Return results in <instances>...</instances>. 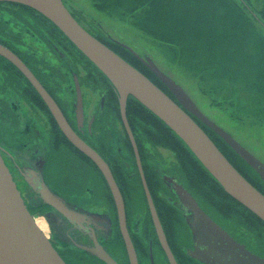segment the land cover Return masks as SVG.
<instances>
[{
  "label": "flooded vegetation",
  "instance_id": "flooded-vegetation-1",
  "mask_svg": "<svg viewBox=\"0 0 264 264\" xmlns=\"http://www.w3.org/2000/svg\"><path fill=\"white\" fill-rule=\"evenodd\" d=\"M64 4L90 35L182 108L264 195V182L258 173L208 124L188 110L150 69L149 60L184 89L208 120L224 129L206 114L187 87L197 86L199 93L211 100L207 86L185 68L188 79L185 74L183 80L175 74L177 63L163 52L164 48H170L146 36L138 45L129 37L105 29L73 5ZM242 7L256 21V14L246 5ZM0 45L23 67L20 69L0 55V152L22 195L31 204L30 213L38 218L36 224L44 234L48 224L50 242L66 264H109L104 258L112 264H172L166 248L176 264H198L187 254L194 248V240L177 204L176 184L183 186L235 242L264 260V222L204 174L207 187L231 201L247 219L232 217L229 211L211 205L189 180L186 165H195L176 138L143 112L132 96L126 98L123 115L115 89L44 17L24 5L0 1ZM39 90L52 100L71 132L107 165L119 196L114 194L101 169L60 129ZM214 104L227 107L222 101ZM29 122L42 125L49 139L46 182L73 210L93 215L95 224L71 222L50 206L41 205L39 197L27 185L24 166H33L34 161L30 164L28 160H20L17 146L20 136L31 131ZM60 152L65 159L60 158ZM34 156L39 159L38 155ZM83 247L96 249L97 254Z\"/></svg>",
  "mask_w": 264,
  "mask_h": 264
},
{
  "label": "water",
  "instance_id": "water-1",
  "mask_svg": "<svg viewBox=\"0 0 264 264\" xmlns=\"http://www.w3.org/2000/svg\"><path fill=\"white\" fill-rule=\"evenodd\" d=\"M27 6L49 20L78 50H80L109 81L119 95L124 115L126 98L130 95L158 117L194 155L202 167L232 198L246 207L264 222V195L254 188L224 157L206 133L193 119L144 75L125 62L120 56L90 35L71 15L62 0H0ZM0 55L23 69L17 58L0 45ZM148 61V60H147ZM148 65L172 90L182 104L208 124L224 141L254 169L264 182V164L244 149L226 131L208 120L196 107L185 91L152 63ZM50 108L60 129L68 139L83 151L101 169L111 189L119 196L107 165L68 128L64 118L52 100L39 90ZM31 140L19 146L33 166H24L25 179L42 204L50 206L71 222L93 223V215L87 216L68 206L66 199L56 193L46 182L44 166L47 155L46 141ZM32 155V156H31ZM38 155L39 159L34 158ZM174 192L177 204L191 231L194 248L187 254L200 264H264V260L248 252L222 230L197 204L191 194L176 184ZM21 192L0 154V264H66L50 240L39 229L35 217L27 209ZM157 221V220H156ZM160 231V230H159ZM160 237L163 240L160 231ZM164 243V242H163ZM91 254L96 249L82 248ZM130 250V248H129ZM167 255L176 264L169 250ZM104 258V257H101ZM107 263L112 264L108 258Z\"/></svg>",
  "mask_w": 264,
  "mask_h": 264
},
{
  "label": "rangeland",
  "instance_id": "rangeland-1",
  "mask_svg": "<svg viewBox=\"0 0 264 264\" xmlns=\"http://www.w3.org/2000/svg\"><path fill=\"white\" fill-rule=\"evenodd\" d=\"M64 2L138 45L146 36L170 48L163 52L182 67L176 65L178 78L183 80V68L193 72L207 86L211 100L227 106L216 107L197 86H187L201 108L264 161V29L242 7H249L264 23V0ZM185 77L188 79V75ZM29 124L31 131H22L25 135L20 136L24 142L40 143L36 132L46 141L42 125ZM19 156L20 160H28L25 152Z\"/></svg>",
  "mask_w": 264,
  "mask_h": 264
},
{
  "label": "trees",
  "instance_id": "trees-1",
  "mask_svg": "<svg viewBox=\"0 0 264 264\" xmlns=\"http://www.w3.org/2000/svg\"><path fill=\"white\" fill-rule=\"evenodd\" d=\"M51 26L53 27V29H54L55 32H57L60 36H63L52 24H51ZM203 33H204V31H203ZM137 105H139V107H141L144 110V111L142 110L143 112L148 113L153 118H155L159 123H161L162 126L165 128V130L167 132H170L176 138V140L178 141L179 145L181 146V149L187 155L190 156V158L192 159L195 167H192V165H190L189 163H187V165H186V168H187L186 170H187V174H188L189 180L191 181V183H193V185L195 186V188L202 195H204V197L207 199V201L211 205L216 206L218 209H220L222 211H226V210L229 211V213H231L230 215L232 217H235L236 216V217H238V218H240L242 220H246L247 219L246 218V215H244L241 212H239V210L234 205H232L231 201L222 198L220 195L217 194L216 191H214L213 189L207 187V185L205 184V180H204V177L205 178H207V177L204 174H206L207 176H209V175L200 166V164L193 158V156L191 155V153L184 147V145L182 144V142L170 131V129H168L156 116H154L150 111H148L141 104L137 103ZM46 143H47V138H46ZM59 156H60L61 159H63V158L65 159L66 158L65 155H63L61 152H60V155ZM215 184H217V183H215ZM230 200H232V199H230Z\"/></svg>",
  "mask_w": 264,
  "mask_h": 264
},
{
  "label": "bare ground",
  "instance_id": "bare-ground-1",
  "mask_svg": "<svg viewBox=\"0 0 264 264\" xmlns=\"http://www.w3.org/2000/svg\"><path fill=\"white\" fill-rule=\"evenodd\" d=\"M38 226V225H37ZM39 227V226H38ZM40 229V228H39ZM41 230V229H40Z\"/></svg>",
  "mask_w": 264,
  "mask_h": 264
}]
</instances>
